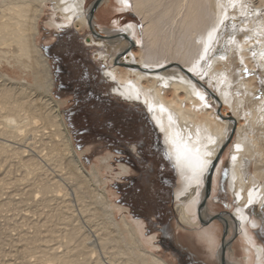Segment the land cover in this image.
Instances as JSON below:
<instances>
[{
	"label": "bare ground",
	"instance_id": "obj_1",
	"mask_svg": "<svg viewBox=\"0 0 264 264\" xmlns=\"http://www.w3.org/2000/svg\"><path fill=\"white\" fill-rule=\"evenodd\" d=\"M112 6L137 22L103 27ZM47 14L50 28L92 32L113 93L161 132L181 181L178 227L216 219L197 234L220 264H254L251 247L264 264L249 231L264 209V0H0V264H171L115 204L107 158L88 168L75 148L39 45ZM224 167L233 204L214 216Z\"/></svg>",
	"mask_w": 264,
	"mask_h": 264
},
{
	"label": "rangeland",
	"instance_id": "obj_2",
	"mask_svg": "<svg viewBox=\"0 0 264 264\" xmlns=\"http://www.w3.org/2000/svg\"><path fill=\"white\" fill-rule=\"evenodd\" d=\"M94 0H89V3ZM116 4L115 1H113ZM114 11L111 17L105 18L104 12L103 17L100 18V23L103 27L113 29L115 26L119 27V24H130L135 23L137 20L133 15L123 14L124 12L119 11L118 7H111ZM126 12V11H125ZM131 12V11H128ZM44 21L41 24V36L39 38V45L42 48L46 57L50 60L52 71L55 80L54 96L57 100L64 101L62 109L63 115L66 120V125L73 137V143L75 145L78 153H82V160L85 162L86 166L90 168L93 164H97L99 159L107 158V165L103 168L101 174L104 181L107 182L108 190L114 195V201L117 206H122L128 216L132 217L134 220H139L143 224V236L144 238H149L152 240L154 246H159L158 251L167 259L171 264H178V258L182 257L184 261L182 264H220L217 261V257L211 255L210 250L207 248L203 241L199 240L198 232L206 227H210L214 221L207 226H202L199 218L197 222L199 225H184L178 227L179 214L176 210L177 199L175 198V193L180 187L181 181L178 179L175 171L171 168L170 163L167 160L166 152L162 146L161 139L162 136L158 135L157 131L153 128L148 118L145 115V110L140 103L127 102L125 99L118 97L113 93V89L107 84V82L102 78V73L104 72L107 65L102 59L96 57L99 52H104L106 49L104 46H98L96 44H87L86 38H88L92 32L90 30L79 31L75 26L69 28L66 27H52L50 28L46 23L49 21L48 14L45 16ZM46 19V20H45ZM61 22V21H59ZM58 25H61L59 24ZM99 23V25H100ZM117 24V25H116ZM230 24V23H229ZM122 25V26H123ZM234 28H239V22H235L233 26L228 28L230 32ZM141 29V24H140ZM48 48L49 50H46ZM50 54L54 55V58H60L62 62L71 64L75 67V70L79 68L81 70V65H90L86 74L79 71V74L74 75V79L84 80L87 86H89V91L92 90V98L95 103L92 107L99 108V102L104 105L102 99L98 95L105 96L106 102L111 106L113 112L108 115L107 119H104L103 113L98 114V111H94V117L97 119L96 124L102 123L108 126V130L111 132H117L120 135L115 136L114 139L116 143H119L120 147H125L128 150V155L118 154L114 150L116 146L108 143L106 141L99 140L100 136L95 138L83 136L81 131H84V125H79L75 117H79L80 106L72 108L73 96L66 95L64 92L57 91V79H56V67L54 60L50 57ZM114 55V53H112ZM111 54V55H112ZM72 68V67H71ZM261 75L262 73L259 72ZM264 91V87L262 88ZM95 93V94H94ZM103 98V99H104ZM105 102V103H106ZM92 107H88L92 109ZM104 109V106H100ZM100 113V112H99ZM138 122V127L136 123ZM80 126V129H77ZM136 128V130H135ZM152 132H148V130ZM80 130V131H79ZM79 131V132H78ZM91 131V130H90ZM144 131L147 132L150 139H145V142L139 140V136ZM93 132V131H92ZM137 138L135 139V137ZM141 138V139H142ZM118 139V140H117ZM148 156H153L154 158L147 159L151 164H154L159 170V165L161 173L156 172H145L146 183L140 188L138 195L135 196L126 195V181L129 177L137 175V170H146V164L141 162L142 154L140 149ZM153 151V152H152ZM224 166L227 165V158L224 157ZM145 161V159H144ZM134 163V165L132 164ZM121 164L126 165L129 168L128 173L120 174ZM157 164H159L157 166ZM226 167L222 168V175L219 178L218 186L215 188L216 191L212 190V199L210 200L211 206L215 215H219L221 211L230 210L228 203L233 204V198L229 193L226 184ZM166 183V187H165ZM136 197V198H135ZM135 198V199H134ZM144 198L146 201L140 203L139 199ZM136 200L139 205L134 213L128 205L129 202L133 203ZM160 215L164 223H167L166 231V245H162L161 242V231L159 226L156 224L155 216ZM122 215H118L121 219ZM251 218H255L260 221L257 227H249L250 233H253L255 241L260 243L264 247V209L252 210L250 213ZM225 235V230L222 231L221 240ZM240 236V235H239ZM152 237V238H151ZM237 237L231 243L237 242ZM236 240V241H235ZM246 242V241H245ZM247 243V242H246ZM245 244V243H244ZM247 244H245L246 246ZM248 246V245H247ZM250 247V246H249ZM244 256V247L238 248ZM255 257L254 264L256 263V250L255 248L250 249ZM264 259V258H263ZM243 264H246V260L241 259ZM239 264V263H238Z\"/></svg>",
	"mask_w": 264,
	"mask_h": 264
},
{
	"label": "flooded vegetation",
	"instance_id": "obj_3",
	"mask_svg": "<svg viewBox=\"0 0 264 264\" xmlns=\"http://www.w3.org/2000/svg\"><path fill=\"white\" fill-rule=\"evenodd\" d=\"M46 50H49L48 48H46ZM50 57L54 60L55 64L57 63V67H56V78H57V91L59 92H64L66 93V95H71L73 96V107L75 108L76 106H81V104L85 101H92V98L97 100V97L92 94V90L89 91V86L86 85L85 82L81 83V79H74V75L75 72H79L81 70L79 68H77L75 70V67L71 64H67L66 62H62V60L60 58H54L53 54H50ZM72 67V68H71ZM89 67L87 68L86 71H88ZM85 71V66H83V70L82 73L86 74ZM95 94V93H94ZM105 96H102L101 98H104ZM105 99V98H104ZM140 149V153L142 154L143 160L145 159L146 162H148L149 160L148 157H146V155L148 156V154H144L143 151V147L142 150ZM151 157H149L150 159ZM141 160V161H143ZM134 165V163H132ZM159 165V164H158ZM147 167V166H146ZM159 167H161L159 165ZM146 170H142V171H138L137 170V175L133 176V177H129V179L126 181L127 186H126V195H131V196H135L138 195L140 188L143 186V184L145 185V181H146V175L144 174L145 172H148L147 168H145ZM165 187H166V183H165ZM136 198V197H135ZM134 198V199H135ZM146 200L144 198L139 199V202H145ZM126 205H128L127 207H129V209H131L134 213H136V209L138 208L137 205L138 202L136 200H133L132 202L127 203ZM156 220V224L157 226H159L160 231H161V242L162 245H166V231H167V223H164V221L162 220V218L160 217V215L155 216ZM256 237V235H255ZM257 239V237H256ZM183 258L179 257L178 258V264H182Z\"/></svg>",
	"mask_w": 264,
	"mask_h": 264
},
{
	"label": "trees",
	"instance_id": "obj_4",
	"mask_svg": "<svg viewBox=\"0 0 264 264\" xmlns=\"http://www.w3.org/2000/svg\"><path fill=\"white\" fill-rule=\"evenodd\" d=\"M83 66H85V71H86L87 68L90 65H86L85 63L82 64L81 65L82 70H83ZM76 74H79V72H76ZM83 82H84V80H81V83H83ZM98 96L99 97H102L101 95H98ZM99 100L104 103V105H103L102 103L99 102V105L100 106H104V109H102L100 106H98L99 108L92 107V104L95 103L94 100H92V101L91 100L90 101L88 100V101H85V102H83L81 104L80 109H79V114H78L79 117H75L76 120H78L77 123H79V125L80 124L81 125H84V131H81L80 133H82L83 136L92 137V138H95L96 136H100V139L99 140L106 141V142L111 143L112 145H114V146L117 147V148L114 149L116 151V153L123 154V155L127 156L128 155V150L126 149V146L125 147H120L122 145H120L119 143H116V141H115L116 138L114 139V137L116 135L119 136L120 134L117 133V132H115V131L114 132H111L110 130H108V126L105 125V124H102V123L96 124V123H94L97 120L94 117V115H95V113H93L94 111L97 110L98 111V114H101V112H102L103 113V116H104V119H107L108 115L111 114V112H113L112 109H111V106L106 102L105 99L102 98V99H99ZM96 102L98 104V101L97 100H96ZM90 106L92 107V109L88 108ZM136 126L138 127V122L136 123ZM77 129H80V126ZM80 130H82V129H80ZM135 130H136V128H135ZM148 132L150 133V132H152V130H150V128H149ZM143 136H144V138L150 139V138H148L149 137V134L147 132L144 134V131H143L141 133V135L139 136V138H140L139 140L145 142V139L142 138ZM136 138H137V136L135 137V139ZM153 156H147L146 155V157H148V159H149V157L154 158ZM141 160H143V157H142ZM141 162H144L147 165L146 168H147L148 172H151V173H153V172L161 173L160 167L158 166V164H157V166L159 167V170L157 171V167L154 164H151L150 161L146 162V161L143 160Z\"/></svg>",
	"mask_w": 264,
	"mask_h": 264
},
{
	"label": "water",
	"instance_id": "obj_5",
	"mask_svg": "<svg viewBox=\"0 0 264 264\" xmlns=\"http://www.w3.org/2000/svg\"><path fill=\"white\" fill-rule=\"evenodd\" d=\"M94 10H95V8H94ZM102 78L107 82V84L110 83V84H111L110 87L112 88V86L114 85V83H113L112 81H110V79H108L107 77H105L104 73H102ZM145 115H146V117L148 118V120H149V122L151 123V125L153 126V128L157 131L158 135L160 134V136H162L161 132L158 130L157 126L155 125V123H154L153 120L151 119L149 113L145 111ZM161 143H162V146H163V148H164V150H165V152H166L167 160H168V162L170 163L171 168H173V170H174L175 173H176L175 166H174V164H173V162H172L170 156L168 155L167 150H166V148H165V145H164V143H163V136H162V139H161ZM213 171H214V167H213L212 169H210V173H209V177H208V180H207L208 182H207V184H206V188L209 187V185L212 184V183L209 181V179L211 180V178L213 177Z\"/></svg>",
	"mask_w": 264,
	"mask_h": 264
},
{
	"label": "snow or ice",
	"instance_id": "obj_6",
	"mask_svg": "<svg viewBox=\"0 0 264 264\" xmlns=\"http://www.w3.org/2000/svg\"><path fill=\"white\" fill-rule=\"evenodd\" d=\"M234 158V157H233ZM205 166H206V162H205Z\"/></svg>",
	"mask_w": 264,
	"mask_h": 264
}]
</instances>
